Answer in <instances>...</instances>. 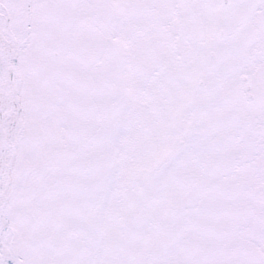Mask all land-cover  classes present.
Segmentation results:
<instances>
[{
    "label": "snow or ice",
    "instance_id": "1",
    "mask_svg": "<svg viewBox=\"0 0 264 264\" xmlns=\"http://www.w3.org/2000/svg\"><path fill=\"white\" fill-rule=\"evenodd\" d=\"M0 264H264V0H0Z\"/></svg>",
    "mask_w": 264,
    "mask_h": 264
}]
</instances>
